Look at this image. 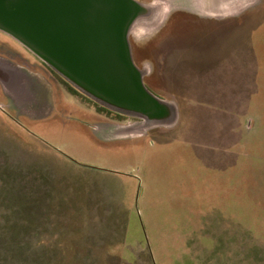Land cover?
Wrapping results in <instances>:
<instances>
[{"label": "rangeland", "instance_id": "obj_1", "mask_svg": "<svg viewBox=\"0 0 264 264\" xmlns=\"http://www.w3.org/2000/svg\"><path fill=\"white\" fill-rule=\"evenodd\" d=\"M138 1L168 9L130 42L147 87L178 109L144 132L0 30V56L49 92L20 113L4 97L28 143L0 118V232L11 225L27 264H264V0ZM109 124L117 140L96 139Z\"/></svg>", "mask_w": 264, "mask_h": 264}, {"label": "water", "instance_id": "obj_2", "mask_svg": "<svg viewBox=\"0 0 264 264\" xmlns=\"http://www.w3.org/2000/svg\"><path fill=\"white\" fill-rule=\"evenodd\" d=\"M156 5L138 0H0V30L99 103L156 127L175 123L178 109L147 87L146 71L135 62L130 42L132 33L157 21L152 18ZM5 69L0 62V75Z\"/></svg>", "mask_w": 264, "mask_h": 264}, {"label": "crops", "instance_id": "obj_3", "mask_svg": "<svg viewBox=\"0 0 264 264\" xmlns=\"http://www.w3.org/2000/svg\"><path fill=\"white\" fill-rule=\"evenodd\" d=\"M1 60V59H0ZM1 62V61H0ZM4 66H6V69L4 70V75H0V118H5L7 122H9L11 126V140L19 139L21 141H26V127L24 124L14 116L12 113L9 114L7 111H5L6 100L4 97L9 98L11 100V108H15L18 110V113L22 110L23 107H26L29 102H36L41 101L43 106L47 105L49 106V98L48 93H46L47 89L44 87L45 82L41 83V79H37L36 76L32 75L31 73H27V69L20 68L18 66H11L4 64L1 62ZM6 83V84H5ZM36 89H39V94L36 91ZM44 93L43 96L41 95ZM50 96V95H49ZM44 98V99H43ZM43 99V100H42ZM41 102H39L41 104ZM8 105V104H7ZM20 110V111H19ZM52 110V108H51ZM50 110V111H51ZM46 111V110H45ZM44 111V112H45ZM41 114L40 117H33L31 112H22L23 115H26L31 118H42L45 117L49 112H45ZM89 127V126H88ZM115 125L109 124L108 126H98V129L93 128V134L96 139L105 141V142H115L117 135ZM9 129H5L0 125V132L8 131ZM15 133H18L20 136H16ZM41 151V150H40ZM43 152V151H41ZM12 203V201H11Z\"/></svg>", "mask_w": 264, "mask_h": 264}, {"label": "trees", "instance_id": "obj_4", "mask_svg": "<svg viewBox=\"0 0 264 264\" xmlns=\"http://www.w3.org/2000/svg\"><path fill=\"white\" fill-rule=\"evenodd\" d=\"M58 78H60V80L63 82V84H65L67 89L72 94L74 95L80 94V92L75 87H73L70 83H68L65 79H63L59 75H58ZM99 111L100 112H105V111L111 112V110L103 106H99ZM118 116H122V115L118 114ZM8 227L10 231L0 232V264H8V261L10 263V260H11V264H19L17 263V261L22 260V259L24 261L26 260V262L23 264H27L28 258H27V255H24V253L28 251L27 250L28 248L12 245L13 241L11 240V225L8 224ZM22 253H23V256H22Z\"/></svg>", "mask_w": 264, "mask_h": 264}, {"label": "bare ground", "instance_id": "obj_5", "mask_svg": "<svg viewBox=\"0 0 264 264\" xmlns=\"http://www.w3.org/2000/svg\"><path fill=\"white\" fill-rule=\"evenodd\" d=\"M196 1V3L198 4V6L197 7H202V8H206V6L207 5H209V2H214V1H216L217 2V4H218V7L219 8H221V9H226V10H228V9H234V8H236L237 7V5H238V3L239 2H241V1H243V0H195ZM155 5H156V3H154ZM157 6V5H156ZM215 8V7H214ZM168 9L167 8H161V7H159L158 6V8H155L154 9V13L156 14L154 17H152L153 18V20H157V21H159L160 20V18H163V14H167L168 13V11H167ZM158 11V12H157ZM157 17V18H156ZM150 21V20H149ZM140 23V22H139ZM138 23V24H139ZM6 84V83H5ZM153 126V125H152ZM152 126H146L145 124H143V126L142 127H140L139 129L141 130H133L132 132H128V133H136L135 131H137L138 133L139 132H144V130H146V129H149V127H152Z\"/></svg>", "mask_w": 264, "mask_h": 264}, {"label": "flooded vegetation", "instance_id": "obj_6", "mask_svg": "<svg viewBox=\"0 0 264 264\" xmlns=\"http://www.w3.org/2000/svg\"><path fill=\"white\" fill-rule=\"evenodd\" d=\"M0 59H1L0 61L3 62L4 64L15 66L14 64L15 61L13 57L7 58L5 56H0ZM19 67L25 69L24 66L23 67L19 66Z\"/></svg>", "mask_w": 264, "mask_h": 264}]
</instances>
